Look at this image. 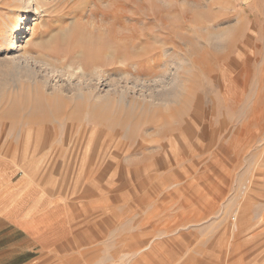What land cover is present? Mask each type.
<instances>
[{"label": "rangeland", "instance_id": "374dc122", "mask_svg": "<svg viewBox=\"0 0 264 264\" xmlns=\"http://www.w3.org/2000/svg\"><path fill=\"white\" fill-rule=\"evenodd\" d=\"M28 2L0 178L39 263L264 264V0Z\"/></svg>", "mask_w": 264, "mask_h": 264}, {"label": "crops", "instance_id": "0c3cea01", "mask_svg": "<svg viewBox=\"0 0 264 264\" xmlns=\"http://www.w3.org/2000/svg\"><path fill=\"white\" fill-rule=\"evenodd\" d=\"M11 205L0 178V264H38L43 259L41 246L35 242L38 239L15 220Z\"/></svg>", "mask_w": 264, "mask_h": 264}, {"label": "bare ground", "instance_id": "6f19581e", "mask_svg": "<svg viewBox=\"0 0 264 264\" xmlns=\"http://www.w3.org/2000/svg\"><path fill=\"white\" fill-rule=\"evenodd\" d=\"M29 2L28 3H31L30 1L31 0H28ZM29 7H30V5H29ZM17 25H15V24H13V28H18V32H19V35L20 36H23L24 35V32H23V29H24V26L23 25H19L18 27H16ZM13 28H9V29H5L4 30V34H3V44L5 45V46H7L8 48H10V47H12L13 45H14V37H12V36H14L13 34H12V30H13ZM27 68H29V66L27 67ZM26 68V69H27ZM30 70V69H29ZM81 72L83 73V72H85L84 71V69L82 68L81 69ZM85 74H86V72H85ZM80 97H82V95L80 94ZM105 98V97H104Z\"/></svg>", "mask_w": 264, "mask_h": 264}]
</instances>
